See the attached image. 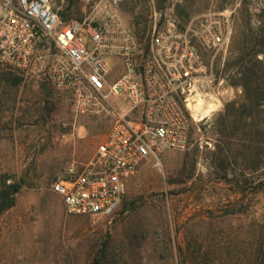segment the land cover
I'll use <instances>...</instances> for the list:
<instances>
[{
    "label": "rangeland",
    "instance_id": "1",
    "mask_svg": "<svg viewBox=\"0 0 264 264\" xmlns=\"http://www.w3.org/2000/svg\"><path fill=\"white\" fill-rule=\"evenodd\" d=\"M51 2L62 19H86L109 37L110 81L124 72L118 51L125 34L145 57L153 30L171 14L191 31L215 77L199 98L203 109L214 104L215 110L191 120L186 150H167L140 165L114 214L70 215L52 184L70 164L91 159L114 116L76 115L69 91L0 66V180L22 181L15 206L0 214V264H94L103 249L122 253L121 264H162L156 251L166 245L178 264L187 238L221 232L241 246L264 232V0ZM225 13L231 14L227 41L210 51L200 35ZM245 68L254 69L248 84L258 78L262 103L251 113L241 107ZM116 103L128 110L123 98Z\"/></svg>",
    "mask_w": 264,
    "mask_h": 264
},
{
    "label": "built area",
    "instance_id": "2",
    "mask_svg": "<svg viewBox=\"0 0 264 264\" xmlns=\"http://www.w3.org/2000/svg\"><path fill=\"white\" fill-rule=\"evenodd\" d=\"M220 17L200 35L213 52L229 34L231 14ZM125 36L118 51L124 72L110 81L109 37L88 20L62 19L51 0H0V66L69 91L76 115L114 116L91 159L70 164L52 184L70 215L114 214L140 165L167 150H186L191 120L204 119L195 107L215 77L191 31L167 14L153 30L145 57ZM118 97L128 110L118 108Z\"/></svg>",
    "mask_w": 264,
    "mask_h": 264
},
{
    "label": "trees",
    "instance_id": "3",
    "mask_svg": "<svg viewBox=\"0 0 264 264\" xmlns=\"http://www.w3.org/2000/svg\"><path fill=\"white\" fill-rule=\"evenodd\" d=\"M254 75V69H244L241 80L245 81V103L241 106L245 112L251 113L262 106L258 94V78L254 84H248V79ZM19 84L18 78L13 81ZM250 117V116H248ZM9 177L0 180V214L10 210L16 204L17 195L22 189V181H10ZM171 240L166 241L169 244ZM235 239L225 236L221 232L209 231L202 240L190 237L186 240L185 248L179 253L183 261L178 264H264V232H261L253 241L241 246L234 245ZM246 243V242H245ZM157 259L162 264H176V257L169 246L156 251ZM122 253L108 254L105 249L101 250L94 260V264H121Z\"/></svg>",
    "mask_w": 264,
    "mask_h": 264
},
{
    "label": "bare ground",
    "instance_id": "4",
    "mask_svg": "<svg viewBox=\"0 0 264 264\" xmlns=\"http://www.w3.org/2000/svg\"><path fill=\"white\" fill-rule=\"evenodd\" d=\"M201 105H202V103H201V101H200V102H199V106H200V107H198V106L195 107L196 110H197V112H198V116H199L201 119H202L203 117H206L207 113H209L210 111L215 110V109H214V104H209V106H208L206 109H203Z\"/></svg>",
    "mask_w": 264,
    "mask_h": 264
}]
</instances>
